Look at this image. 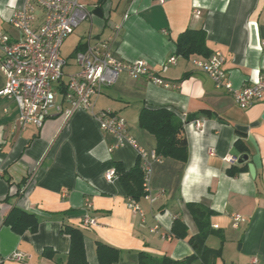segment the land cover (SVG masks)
Here are the masks:
<instances>
[{
	"label": "crops",
	"instance_id": "0c3cea01",
	"mask_svg": "<svg viewBox=\"0 0 264 264\" xmlns=\"http://www.w3.org/2000/svg\"><path fill=\"white\" fill-rule=\"evenodd\" d=\"M75 1L86 6L90 17L72 33L77 32L74 54L111 39L114 59L146 62L169 87L121 73L103 90L95 112L123 119L127 136L135 142L119 147L85 111L66 120L52 110L42 128L18 131L17 106L0 98V262L66 264L70 239L62 233L65 226L83 233L88 264H99L97 242L118 251L112 264H140V253L154 261H180L193 253L188 237L198 229L187 204H196L212 212L205 246L219 252L206 264H264V103L241 109L229 91L193 65L207 58L177 56L174 44L187 29L203 30L206 47L224 57L233 88L264 80V0ZM23 5L24 0H0V32L12 39L16 31L10 19ZM35 17L38 26L43 12L37 10ZM171 57L175 63L170 65ZM74 61L67 60L65 74L78 70ZM5 82L0 71L1 91ZM161 107L183 122L188 158L180 162L161 157L152 163L148 195L135 201L141 211L137 213L127 207L117 179L108 182L105 173L115 162L130 169L138 149L155 151V139L138 126V117L144 108ZM195 122L202 127L196 129ZM244 154L248 161L238 164ZM14 208L36 217L35 233L16 234L4 224ZM235 214L240 222L232 220ZM85 217L97 225L81 228ZM175 220L185 224L187 238L172 235ZM45 250L52 254L44 256ZM13 254L20 259H11Z\"/></svg>",
	"mask_w": 264,
	"mask_h": 264
},
{
	"label": "built area",
	"instance_id": "2783aa9c",
	"mask_svg": "<svg viewBox=\"0 0 264 264\" xmlns=\"http://www.w3.org/2000/svg\"><path fill=\"white\" fill-rule=\"evenodd\" d=\"M37 10L43 12V20L34 26ZM89 17L86 6L75 0H24V5L14 10L10 19L16 31L15 38L0 32V71L6 81L0 90V98L12 100L17 106L18 131L28 126L42 128L52 110L66 120L75 112L85 111L96 121L101 131L114 137L115 147L134 146V140L126 134L124 120L111 112H95L96 100L104 89L117 82L121 73H126L134 80L146 78L148 82L164 88L169 85L152 72L146 62L124 63L114 59L110 54L111 39L94 47L87 45L84 50L76 52L74 62L78 70L65 74L67 59L62 56L60 48ZM221 55L219 52L212 53L205 60H194L193 65L203 71L218 88L229 91L241 109L256 102L264 103V80H254L244 87L233 88L227 79L225 59ZM174 63V57L167 61L170 65ZM194 124L196 129L202 127L200 122ZM137 155L148 195L152 163L161 161V157L155 151L142 149L137 150ZM225 160L233 163L236 158L227 157ZM105 179L108 182L117 179L114 169L106 171ZM127 207L141 213L132 199H128ZM231 217L235 223L241 221L238 214ZM96 225L94 218L85 217L80 227L87 229ZM20 257L19 254L11 255V259L18 260ZM250 264H255V261Z\"/></svg>",
	"mask_w": 264,
	"mask_h": 264
},
{
	"label": "trees",
	"instance_id": "16d2710c",
	"mask_svg": "<svg viewBox=\"0 0 264 264\" xmlns=\"http://www.w3.org/2000/svg\"><path fill=\"white\" fill-rule=\"evenodd\" d=\"M205 37L206 34L203 30H185L174 43L175 54L184 58L192 55L208 58L212 53L204 43ZM138 126L154 137L156 142L155 152L158 156L186 162L188 151L182 138L183 122L172 110L165 107L157 109L144 108L139 112ZM113 167L117 178L116 181L122 186L125 198L139 201L146 195L139 157L130 169L124 168L119 162H115ZM187 208L197 226L198 232L188 237L185 224L181 220H175L171 233L178 239L188 237V243L193 250L192 255L180 261H173L166 257L159 261H154L145 254L140 253V264H206L207 261L219 256L218 251L210 250L205 246V240L212 232L209 224L212 212L196 204H187ZM4 224L14 233L20 235L25 231L35 233L38 229V221L34 215L15 208L6 215ZM62 233L70 239L66 264H88L83 233L79 229L70 226L63 227ZM95 249L99 264H112L116 261L117 250L99 242L96 243ZM51 254L52 252L49 250L44 251V256H50ZM0 264L3 263L0 262Z\"/></svg>",
	"mask_w": 264,
	"mask_h": 264
},
{
	"label": "rangeland",
	"instance_id": "374dc122",
	"mask_svg": "<svg viewBox=\"0 0 264 264\" xmlns=\"http://www.w3.org/2000/svg\"><path fill=\"white\" fill-rule=\"evenodd\" d=\"M83 28V25L80 26L79 29ZM78 31V30H77ZM76 37H77V32L72 34V36H70L69 38H67L62 46H61V54L64 57H67V60L71 61L73 63V61L75 60V54L73 53V47L76 43Z\"/></svg>",
	"mask_w": 264,
	"mask_h": 264
},
{
	"label": "water",
	"instance_id": "95a60500",
	"mask_svg": "<svg viewBox=\"0 0 264 264\" xmlns=\"http://www.w3.org/2000/svg\"><path fill=\"white\" fill-rule=\"evenodd\" d=\"M262 119H264V114L262 116ZM246 161H248V156L246 154H244L238 158L237 163L242 164V163H245ZM249 173H250L252 178L255 177V171H254V167L252 165H249Z\"/></svg>",
	"mask_w": 264,
	"mask_h": 264
}]
</instances>
